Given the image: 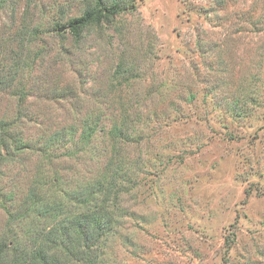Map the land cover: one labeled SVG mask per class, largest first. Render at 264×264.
Segmentation results:
<instances>
[{
	"label": "rangeland",
	"instance_id": "1",
	"mask_svg": "<svg viewBox=\"0 0 264 264\" xmlns=\"http://www.w3.org/2000/svg\"><path fill=\"white\" fill-rule=\"evenodd\" d=\"M53 2L18 0L13 17L0 12V61H9L21 26L43 30L23 50L33 61L18 73L27 95L16 130L35 138L72 115L107 112L117 94L128 105L140 98L130 114L154 115L144 141L125 149L146 165L122 198L127 215L101 243L100 263L264 264V0H136L135 11L79 49L66 39L67 54L39 6ZM121 56L139 77L104 97ZM56 86L74 96L56 98ZM16 105L0 91V115L13 117ZM93 143L101 150L106 140ZM27 155L0 164V245L9 240L5 193L19 199L34 174ZM39 224L10 229L29 247Z\"/></svg>",
	"mask_w": 264,
	"mask_h": 264
},
{
	"label": "trees",
	"instance_id": "2",
	"mask_svg": "<svg viewBox=\"0 0 264 264\" xmlns=\"http://www.w3.org/2000/svg\"><path fill=\"white\" fill-rule=\"evenodd\" d=\"M11 1L0 0V12L8 9L13 17L18 0ZM29 5L25 8L27 14ZM39 6L48 30L60 39L67 54L70 50L64 46L66 39L79 49L91 32L110 28L119 16L135 11L136 0H54L49 7L52 12ZM31 24L14 33L6 57L9 61H0V91L17 100L13 117L0 115V164L23 153L36 158L33 177L22 196L17 199L13 189L5 193V236L9 240L0 245V264H101V243L116 232L115 225L127 215L122 198L136 186L135 179L146 165L145 161L127 157L125 149L144 141V128L154 115L148 117L138 111L130 114L131 107L139 109L140 98L134 97L128 105L117 94L119 98L107 102V112L92 110L84 116L72 115L69 123L44 129L35 138L22 136L16 127L22 119L21 107L27 93L25 85L19 86L18 73H30L33 59L26 61L23 50L43 33L40 24L32 28ZM15 41H19L16 47ZM43 53L44 48L39 55ZM132 63L124 56L119 58L108 89L102 93L104 97L139 77L138 65ZM54 88L56 98L74 96L68 86ZM99 135L106 140L101 150L93 143ZM22 220L40 223L29 247L22 246L10 229Z\"/></svg>",
	"mask_w": 264,
	"mask_h": 264
}]
</instances>
